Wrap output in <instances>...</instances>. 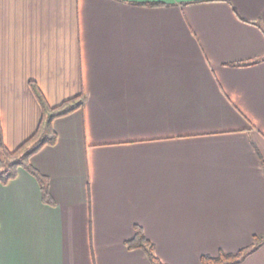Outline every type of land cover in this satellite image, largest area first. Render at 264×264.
Returning a JSON list of instances; mask_svg holds the SVG:
<instances>
[{
  "label": "crops",
  "instance_id": "0c3cea01",
  "mask_svg": "<svg viewBox=\"0 0 264 264\" xmlns=\"http://www.w3.org/2000/svg\"><path fill=\"white\" fill-rule=\"evenodd\" d=\"M159 2L161 5L147 3ZM264 0H0V120L54 145L0 182V264H201L264 233ZM240 264H264V244Z\"/></svg>",
  "mask_w": 264,
  "mask_h": 264
},
{
  "label": "trees",
  "instance_id": "16d2710c",
  "mask_svg": "<svg viewBox=\"0 0 264 264\" xmlns=\"http://www.w3.org/2000/svg\"><path fill=\"white\" fill-rule=\"evenodd\" d=\"M150 5H161L159 2L147 3ZM264 57L229 63L234 66H244L256 63ZM34 94L42 107V117L37 129L24 140L17 148L11 150L7 147L3 138V131L0 120V182L8 183L17 177L19 168L24 167L31 171L41 182L44 198L47 202H51L48 191V180L38 170L30 164V158L37 153L45 145H54L57 141V132L53 127L55 118L67 115L74 110L85 105L86 96L84 92L79 95L64 100L59 105L52 106L49 104L42 90L35 81H31ZM263 167H264V159ZM264 244V233L253 235L251 244L238 249L237 251H226L219 249L216 254L206 253L201 256V264H240L251 253L257 251ZM129 249H143L151 264H167L156 252L155 243L146 235L141 225L136 224L133 236L126 241Z\"/></svg>",
  "mask_w": 264,
  "mask_h": 264
}]
</instances>
